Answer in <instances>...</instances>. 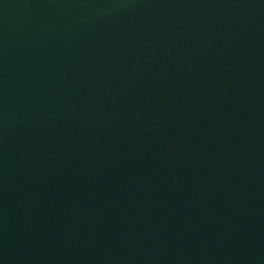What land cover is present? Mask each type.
<instances>
[{"label":"water","instance_id":"obj_1","mask_svg":"<svg viewBox=\"0 0 264 264\" xmlns=\"http://www.w3.org/2000/svg\"><path fill=\"white\" fill-rule=\"evenodd\" d=\"M0 264H264V0H0Z\"/></svg>","mask_w":264,"mask_h":264}]
</instances>
